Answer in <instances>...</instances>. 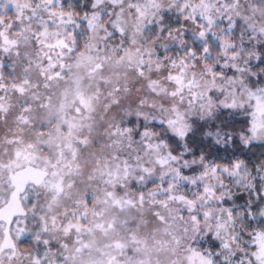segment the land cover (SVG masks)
<instances>
[{
	"label": "clouds",
	"instance_id": "clouds-1",
	"mask_svg": "<svg viewBox=\"0 0 264 264\" xmlns=\"http://www.w3.org/2000/svg\"><path fill=\"white\" fill-rule=\"evenodd\" d=\"M0 264H264V0H0Z\"/></svg>",
	"mask_w": 264,
	"mask_h": 264
}]
</instances>
